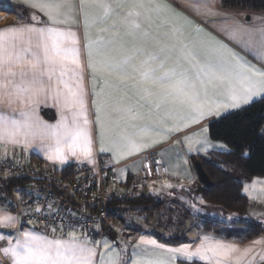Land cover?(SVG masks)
Here are the masks:
<instances>
[{"label": "crops", "instance_id": "obj_1", "mask_svg": "<svg viewBox=\"0 0 264 264\" xmlns=\"http://www.w3.org/2000/svg\"><path fill=\"white\" fill-rule=\"evenodd\" d=\"M157 2L171 5L174 11L169 10L163 14L152 11L150 13L151 19L147 20L145 16L149 13H146L144 9H138L142 13L140 19L143 31L149 33V37L143 41L138 38L139 34L136 37L125 35L128 30L122 23L127 13L134 10L133 0H126L122 6L113 2L116 14L104 24L91 23L93 15L98 14V10L89 8V27L87 28L85 27V9L81 8L80 0H69V3L61 9L62 14L59 19L65 22L55 26L65 31L74 32L79 41L80 60L83 65V98L87 118L90 121L88 127L92 140L90 157H85L79 152L73 156L70 151H66V159L63 161L49 159L51 153L47 145L54 142L50 139H41L39 136L35 139L30 138L27 144L0 141V153L14 159H29L34 154L48 165L59 167L80 163L97 166L102 158L105 164L115 166L121 184L125 185L132 176L133 184L130 187L136 189L135 182L139 181V172L146 153L152 151L159 155L165 167V175L148 185L147 196L152 198L151 201L161 200L163 205L148 217L139 212L144 205L112 207L114 217L110 219L106 227L113 230L115 239L121 236L125 240L126 247L123 248L120 243L116 244L114 242L116 240H112L106 230L102 229L95 241L89 240L93 246L97 247V264L101 253L104 254L105 259L114 257L118 253L119 264H131L138 256L162 260L165 264H187V262L195 259L203 261L205 264H264V230L254 239L240 243L225 234L206 230L202 227L201 220L208 217L213 218L210 216L212 211L209 209L210 207L205 208L204 206L199 211H190V207L193 205L202 207L203 201L196 191L200 182L191 158L230 150L226 143L211 138L209 125L215 120L263 99L264 96L254 97L250 103L242 104L237 108L221 107L214 109L212 114L205 115L203 118H199L196 111L186 106L176 108L165 106L157 110L154 100L142 99L141 95L129 86L133 82L131 79L127 80L126 84L121 85L116 75H108L99 66L94 73L93 68L89 65L87 49L89 37L96 39L103 35L107 38L113 32L119 33L124 37L125 46L128 49L142 43L145 55L137 58L136 62L138 63L147 54L158 50L163 44L175 42L178 47L185 44L189 48H193L198 41L213 36L245 56L256 67L264 69V61L255 58L247 49L233 40L228 33V26L233 25L236 20L248 27L261 26L262 21L254 19V17H264V10L225 7L222 0H157ZM31 3L32 0H0V6H4V4L10 6L7 10H9L8 14L11 18V21L0 25V30L25 24H34L37 27L50 24L46 12L38 7H32ZM177 13L182 15L177 16ZM32 16H35V21L31 19ZM113 23L117 24L115 29L109 27ZM197 26L203 31L198 32ZM101 28H108V31L101 33ZM174 28L179 29V33L174 34ZM96 59L98 58L94 55V61ZM106 79L111 82V85L120 86L106 85ZM71 83L75 86L76 82L73 80ZM45 84L47 86L48 82L45 81ZM51 84L54 86L55 80ZM60 88L63 91L62 84ZM95 93H101V95L97 96ZM98 102L102 106L100 122H97L96 119ZM129 108L139 113L140 118L132 120L127 111ZM24 109L31 112L33 121L48 125L67 123L71 126L74 123V113L79 112L78 105L75 108L65 107L63 96L57 98L51 87L46 93L41 94L34 104L32 102H17L13 105L0 103V112L11 114L17 119L21 118L19 113ZM76 119L81 124L83 123V116H78ZM101 125L104 128L103 145L101 144ZM145 125H149V128L146 132L141 133L140 129ZM125 129L136 144L140 146V150L137 151L127 146V141L117 135ZM102 147L103 151L101 150ZM254 179H261L258 180L261 182H259L260 187L257 188V195L252 197L245 191V186ZM262 179L264 180V177H255L245 181L243 189L249 197L250 203L255 198L264 208V181ZM149 204L152 205L153 203ZM149 207L151 208V206ZM185 207H187V211ZM246 212L241 215H246ZM4 214L15 218L14 223L0 224V235L4 237L0 241H4L6 246L9 241L14 243L19 238L18 234L25 230H34L52 237L45 229L23 225L20 214L0 206V215ZM156 233L162 236L179 234L185 236L187 240L179 244H170L159 239ZM142 237L144 240H154L156 244L142 243ZM205 237H208L207 241ZM80 239L83 240V238ZM105 242L109 245L107 249L104 247ZM157 245L164 247L160 248ZM202 245H223L225 248H231V251L227 255L214 256L211 252H207L203 255H194L191 258L183 253L167 251V249L188 246L190 252L196 253ZM220 251L223 252L224 249H220ZM3 256L11 264L10 258L4 254Z\"/></svg>", "mask_w": 264, "mask_h": 264}, {"label": "snow or ice", "instance_id": "obj_2", "mask_svg": "<svg viewBox=\"0 0 264 264\" xmlns=\"http://www.w3.org/2000/svg\"><path fill=\"white\" fill-rule=\"evenodd\" d=\"M113 2L122 6L126 0H80L81 8L85 9V27H89V8L98 10L93 15L91 23H106L116 14ZM69 0H32L31 6L45 11L50 24L37 27L25 24L19 27L11 26L0 30V103L13 105L19 103H35L36 99L51 87L53 94L59 98L63 96L65 107L79 106V112L74 113V123L48 125L33 121L31 112L21 110L20 119L11 114L0 112V141L13 144H27L29 139L39 136L50 139L54 143L47 145L49 159H66L65 152L70 151L73 156L79 152L85 157L92 153L90 121L85 111L84 89L82 87L83 65L80 60L78 39L72 31H65L55 25L64 23L59 19L61 9ZM134 10L129 11L122 23L126 26L125 35L136 37L141 41L149 37L143 31L141 15L138 9H144L150 20L152 11L163 14L174 11L169 4L158 3L157 0H133ZM177 16L182 14L177 13ZM33 21L36 20L32 16ZM262 21L259 27H248L236 20L228 26L231 38L247 49L255 58L264 61V17H254ZM115 29L116 23L109 26ZM108 28H101L100 32H107ZM174 28L173 33H179ZM197 31L202 32L197 26ZM178 39V37H177ZM126 41L119 33L113 32L107 38L100 35L96 39L89 37L87 42L89 65L95 73L97 66L108 75H116L120 84L127 80L129 85L146 101H153L157 110L165 106L172 108L188 107L199 114V118L213 113L214 109L226 107L237 108L248 104L254 97L264 96V69L256 67L247 58L236 52L223 41L209 36L200 40L193 48L188 45L172 42L161 45L145 56L138 63L137 58L145 55L141 44L126 48ZM198 49V50H197ZM94 55L98 58L94 61ZM171 65V66H169ZM55 80L53 86L51 82ZM75 80V86L71 81ZM45 81L48 82L46 86ZM63 85V91L60 85ZM106 85H111L105 80ZM155 89V91H154ZM100 96L101 93H95ZM101 104L96 106L97 122L101 121ZM132 120L139 119V113L131 108L127 110ZM83 116L81 124L76 117ZM135 127V125H132ZM149 125H145L140 132H146ZM117 135L127 141V146L140 150V146L131 138L126 129ZM104 128L101 125V144L103 145ZM103 151V147L101 148ZM11 215H0V224L14 223ZM56 229L53 228L52 232ZM15 242L9 241L2 249L11 264H97V247L87 239H80L76 232L69 231L67 238L50 237L34 230H25L18 234ZM4 237L0 235V239ZM208 240V237H205ZM142 243L155 245L154 240H144ZM107 249L109 245L104 243ZM163 248V245H157ZM220 249H224L223 252ZM172 253H183L191 258L211 252L215 255H227L231 248L223 245H202L196 253L188 250V246L177 249H167ZM120 257L105 259L100 254L98 264H119ZM131 264H165L162 260L138 256Z\"/></svg>", "mask_w": 264, "mask_h": 264}, {"label": "built area", "instance_id": "obj_3", "mask_svg": "<svg viewBox=\"0 0 264 264\" xmlns=\"http://www.w3.org/2000/svg\"><path fill=\"white\" fill-rule=\"evenodd\" d=\"M165 175V167L156 152L148 151L139 172L136 188L122 186L115 166L102 158L97 166L76 164L74 176L64 179L44 162L9 158L0 153V178H39L42 183L29 182L4 186L0 184V206L20 214L23 225L45 229L52 237L67 238L75 231L79 238L95 241L109 224L112 202L147 195L148 185ZM55 228L56 231L52 232ZM0 241V264H9Z\"/></svg>", "mask_w": 264, "mask_h": 264}, {"label": "trees", "instance_id": "obj_4", "mask_svg": "<svg viewBox=\"0 0 264 264\" xmlns=\"http://www.w3.org/2000/svg\"><path fill=\"white\" fill-rule=\"evenodd\" d=\"M222 4L225 7L264 10V0H222ZM263 126L264 98L215 120L209 125L211 138L226 143L230 150L215 152L210 154L209 157L197 156L191 158L193 162L197 159L201 160L205 170L213 181L212 187L203 186L201 183L197 185V192L207 204L222 209L227 213L244 214L247 211L250 200L244 192V182L255 177H264ZM29 160L45 162L34 154L30 156ZM49 168L64 179H70L74 176L76 164L60 167L49 165ZM233 173L239 174L241 178H236ZM29 182L42 183L39 178H0V184L7 187ZM132 184L133 177L131 176L125 185H121L130 187ZM151 200L150 196L140 195L134 199L115 200L111 205L112 207H118L119 205H144L139 212L148 217L154 211H158L163 205L161 200ZM109 217L110 219L113 218L114 214L111 212ZM201 221L200 223L204 229L225 234L227 237L235 239L240 243L254 239L264 230V227L255 221L236 222L231 226L230 230H227V228L224 230L220 229L221 224L213 222L210 219H203ZM106 226L103 229L114 238L115 233ZM156 235L162 241L170 244H179L187 240L185 236L179 234L167 237L159 233H156ZM187 264L205 263L195 259L187 262Z\"/></svg>", "mask_w": 264, "mask_h": 264}, {"label": "rangeland", "instance_id": "obj_5", "mask_svg": "<svg viewBox=\"0 0 264 264\" xmlns=\"http://www.w3.org/2000/svg\"><path fill=\"white\" fill-rule=\"evenodd\" d=\"M8 7H10V6H7V4L6 5L4 4V6L3 5L0 6V25L11 21L10 15L8 14L9 10H7ZM209 156H210V154H207L206 157H209ZM233 175L236 178H241L240 175L237 173H233ZM258 180H261V179H254L250 183H247L245 186V191L247 193H249V195L252 197H255L257 195V188L260 187L259 182H261V181H258ZM201 204H202V207L199 205H196V206L193 205L192 207H190V211H193V210L199 211V209H203L204 206H205V208L210 207L209 209H212V211L210 212V216L213 218L208 217V218H204V220L210 219L213 222L221 224V226L219 228L222 230H224L226 228H227V230L228 229L230 230L231 226H233V224H235L236 222H246V221H257V222L261 223V225L264 226V208L261 207V205L259 204V201L256 200L255 198L252 201V203H250L249 208L246 212V215H241L239 213H227V212L223 211L222 209H219L217 207H213V206L207 204L204 200L202 201ZM185 210L187 211V207H185ZM202 227H203V225H202ZM232 228H234V227H232ZM239 228H241V227H239ZM109 237L112 240H116V241H114V242H116V244L120 243L123 248L126 247L125 240L121 236L117 237V239H115V238L113 239L110 235H109ZM165 237H167V236H165Z\"/></svg>", "mask_w": 264, "mask_h": 264}, {"label": "water", "instance_id": "obj_6", "mask_svg": "<svg viewBox=\"0 0 264 264\" xmlns=\"http://www.w3.org/2000/svg\"><path fill=\"white\" fill-rule=\"evenodd\" d=\"M194 167L197 172V176L199 179V182L203 184L206 187H212L213 186V181L211 180L209 174L205 170L201 160L197 159L194 162Z\"/></svg>", "mask_w": 264, "mask_h": 264}]
</instances>
